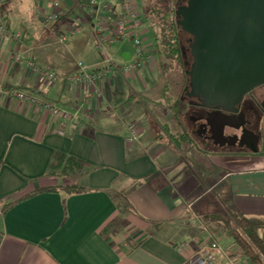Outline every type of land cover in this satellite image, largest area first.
<instances>
[{
  "label": "crops",
  "instance_id": "0c3cea01",
  "mask_svg": "<svg viewBox=\"0 0 264 264\" xmlns=\"http://www.w3.org/2000/svg\"><path fill=\"white\" fill-rule=\"evenodd\" d=\"M0 1L12 38L0 33V264H183L214 240L222 248L216 264H229L227 256L235 264H251L229 233L204 215L221 210L264 220L263 117L255 129L249 127L260 133L258 153L246 147L230 150L220 139L215 143L208 127V138L192 133L195 121L188 117L193 142H179L159 117L174 109L175 96L165 93L167 75L158 59L155 67L144 65L98 82L99 93L85 89L67 81L76 71L71 56L82 53L90 66L102 62L85 5L54 25L74 0ZM30 1L27 22L48 33L32 34L26 42L22 19ZM53 12L57 16L49 19ZM142 34L145 53L154 59L156 47L145 23ZM107 49L117 64L138 59L135 49ZM17 53L21 59L15 61L11 55ZM24 60L53 72L56 82H47ZM11 87L35 89L65 110L77 109L78 115L69 121L55 117L40 105L10 96ZM189 108L175 109L181 135L179 119ZM193 147L202 158L190 154ZM56 152L80 159L82 171L53 175ZM194 160L202 164L198 169ZM73 185L82 190L64 189ZM121 199L131 211L120 209ZM110 224L115 226L106 232Z\"/></svg>",
  "mask_w": 264,
  "mask_h": 264
},
{
  "label": "water",
  "instance_id": "95a60500",
  "mask_svg": "<svg viewBox=\"0 0 264 264\" xmlns=\"http://www.w3.org/2000/svg\"><path fill=\"white\" fill-rule=\"evenodd\" d=\"M175 21L190 35L183 90L192 106L210 110L203 125L211 138L217 143L225 127L241 128L240 144L258 153L260 133L247 127L241 108L250 93L258 105L264 86V0H186Z\"/></svg>",
  "mask_w": 264,
  "mask_h": 264
},
{
  "label": "trees",
  "instance_id": "16d2710c",
  "mask_svg": "<svg viewBox=\"0 0 264 264\" xmlns=\"http://www.w3.org/2000/svg\"><path fill=\"white\" fill-rule=\"evenodd\" d=\"M178 1L179 0H141V5H137V0H135L137 8L140 9L141 25L145 23L153 36L156 55L160 62L161 70L166 74L169 71L177 72L176 74L179 73L181 81L183 80L182 83L186 84V69H188L191 63V58L187 50L188 45H186V43L190 35L182 31L175 21L174 7ZM86 3V0H74V7L66 10V14L63 16H59L54 25H57L60 22H65L68 15L76 16V13L80 11V7H82L83 4L86 8L85 11L83 10L84 14L88 15V6ZM55 27L56 26H54V28ZM181 95L182 94L174 99V109L178 112L181 111V108H179V106H181L180 101L184 98V96ZM178 112L177 116L182 117L183 113L179 114ZM179 120L182 125L183 134L181 136L183 140L193 142V139L191 138L192 135L188 132L189 129L184 126V121L181 119ZM259 121L260 118L257 119L255 127L258 126ZM261 143L263 146L262 149H264V138L261 140ZM83 164L84 163H82L80 159L74 156H68L62 152H56L50 166L51 173L53 175L59 173V176H68L73 172L80 173ZM64 189L70 193L82 190V188L77 185H73V187H64ZM119 206L120 209L124 211L132 210L131 205L122 199ZM204 217L216 221L217 225L220 226L223 231H227L235 244L241 247L242 253L250 260L251 264H264V237L260 235V230L264 229V220L255 217L236 215L229 211L224 213L221 210L208 215L206 214ZM113 226L115 225H108L105 231L111 232Z\"/></svg>",
  "mask_w": 264,
  "mask_h": 264
},
{
  "label": "built area",
  "instance_id": "2783aa9c",
  "mask_svg": "<svg viewBox=\"0 0 264 264\" xmlns=\"http://www.w3.org/2000/svg\"><path fill=\"white\" fill-rule=\"evenodd\" d=\"M86 2L90 24H92L93 33L98 46L102 49L105 43L129 39L133 42L138 58L137 61L114 64L113 61L106 56L103 65L98 64L93 66L78 62L76 64V71L69 74L67 81L79 84L85 89L93 88L94 92L99 93L97 87L98 82L111 79L114 80L119 75L126 76L133 71H138L144 65L150 66L152 65L153 59L145 53L142 40L143 34L140 22V10L136 9L135 0H86ZM54 5L57 7L58 4L55 3ZM53 13L54 14L49 16V19H54L57 16V13ZM70 31L73 30H69L59 37L61 42L67 39L66 37L70 35ZM6 32V28L0 25V33L4 35ZM13 36L15 38L20 37V32L14 33ZM14 58L15 61L21 59L18 53L14 55ZM24 63L28 67L33 68L36 73L45 77L47 82H56L57 76H55L53 72L45 69L42 70L31 60H24ZM7 90V93L16 100L40 105L55 117H60L65 121H69L78 115L77 109L70 111L65 110L49 99L39 96L38 91L35 89L25 90L20 87H11ZM129 131L131 136L130 140H134L137 136L135 126H130ZM192 215L196 216L194 214ZM217 251H222L221 246L215 240L210 241L206 246H203L202 249L187 258L183 264H216L215 254ZM227 257L229 264H235L232 257Z\"/></svg>",
  "mask_w": 264,
  "mask_h": 264
},
{
  "label": "rangeland",
  "instance_id": "374dc122",
  "mask_svg": "<svg viewBox=\"0 0 264 264\" xmlns=\"http://www.w3.org/2000/svg\"><path fill=\"white\" fill-rule=\"evenodd\" d=\"M140 2H141V0H140ZM181 2V3H180ZM186 2V0H179L176 4H175V9H176V7L177 6H179L180 4H183V3H185ZM0 3H1V1H0ZM113 4H116V3H113ZM3 8H4V5H3V3H2V5L0 6V25L3 27V28H6L5 27V16H3V15H1V14H3L4 13V10H3ZM137 10H140V9H138V8H136ZM32 11V8H31V1H30V10L28 9V13L27 14H25V15H23V19H22V15L21 16H19V17H21L20 18V20L22 19L23 21H25V23H24V26L26 27V34H25V37H24V39H25V41L27 42L28 41V39L32 36V34L33 35H37V34H47L48 33V31H47V29H44V28H41L40 26H37L36 24H32V23H30V22H27L29 19H30V12ZM111 12V11H110ZM4 17V18H3ZM4 19V20H3ZM3 21V22H2ZM92 27V26H91ZM84 29L85 30H89V28L86 26V27H84ZM6 30H7V28H6ZM84 31V30H83ZM73 34H75V33H73ZM79 34V33H78ZM5 35L8 37V38H10V39H12L11 38V36L9 37V35H8V31L3 35V34H1V37H5ZM69 37V36H68ZM190 38V37H189ZM189 38L187 39V43H186V45H188V40H189ZM117 45H113V44H110V43H107V44H105V45H103V47H102V49L98 46V44L96 43V38H95V49H96V54H97V57H99V60L98 61H102L101 63H100V65H103L104 64V59L106 58V56L107 57H109L110 59H111V61H113V63L114 64H117L116 63V61L114 60V57H113V55H111V54H109V53H107L108 52V49L107 48H111V49H114V50H117V51H119V50H129V51H134V49H135V47H134V45H133V42L131 41V40H127V39H125V40H120V41H118V43H116ZM62 45H64V44H62ZM62 47V46H61ZM187 50H188V53H189V45H188V47H187ZM117 51H115V52H117ZM121 51V52H122ZM120 52V53H121ZM13 55H15V54H12L11 55V57H13ZM189 56H190V53H189ZM14 59V58H13ZM153 59V58H152ZM158 58H157V55H156V57H154V59H153V62H152V66H156V64H158V60H157ZM75 62L76 64L78 63V62H83L84 64H87V65H89V63H88V61H86L85 60V56L82 54V53H78L77 55H73V56H71V62ZM153 67V68H154ZM177 72H167V82L165 83L166 84V86H165V93H167V95H170V94H172V96H175L174 98H176V97H179L180 96V94H182V92L184 91L183 90V87L186 85V84H183L182 83V81H181V79H180V74L178 73V74H176ZM186 82V81H185ZM182 96V95H181ZM184 96V95H183ZM172 100H174V99H172ZM183 101H185V102H189V99H187V97L186 96H184V98H183V100H181L180 101V103L181 102H183ZM171 105H173V107H174V105H175V103H171ZM179 108H181V106H179ZM157 114H159L157 111H155ZM160 117V119H161V121L162 122H165L167 125H168V128H169V130H170V132L172 133V132H174L175 134H177L176 135V139H179V142L181 141H184L183 140V138H182V136H181V134H179V133H177V131H178V127H180L179 125V122L177 121V117H176V115H175V109H173L172 107H171V109L168 111V113H167V115L165 114V116L163 117V116H159ZM262 124L264 125V114L262 115ZM186 118H187V115L185 114V116H184V118H183V121H184V126L186 127H188L189 128V130L188 131H190V125H189V121H187L186 120ZM136 129V128H135ZM160 133V132H159ZM158 133V134H159ZM192 133H194L193 131H192ZM160 134H163L162 136H163V138L166 140L167 139V135H165L163 132L162 133H160ZM195 134V133H194ZM263 137V136H262ZM187 148V147H186ZM262 148H263V146H262ZM185 150V149H184ZM190 154L192 155V156H195L196 158H202V154L197 150V149H195L194 147L191 149V151H190ZM190 155V156H191ZM195 158V159H196ZM205 158V157H204ZM203 158V159H204ZM203 159H202V161H203ZM207 159V158H206ZM199 160H201V159H199ZM193 165H194V167H195V169H198V167H200L202 164H200V162L198 161V162H195V160H194V162H193ZM198 171V170H197ZM199 172V171H198ZM204 173H203V171H202V175H203Z\"/></svg>",
  "mask_w": 264,
  "mask_h": 264
},
{
  "label": "flooded vegetation",
  "instance_id": "af4514ba",
  "mask_svg": "<svg viewBox=\"0 0 264 264\" xmlns=\"http://www.w3.org/2000/svg\"><path fill=\"white\" fill-rule=\"evenodd\" d=\"M181 3V2H180ZM260 93V98H259V102L258 105H255V103H253L252 99H251V93L246 95V97L244 98V103H243V107L241 108V110L244 112L245 117L250 120L249 124H247V127L250 128H256L255 124L258 118H261L263 113H261V108H263L262 104L264 103V89L263 87L261 88V90H259ZM185 96L184 91L182 92V96ZM187 97V96H186ZM189 97H187L188 99ZM183 100V99H182ZM194 100L189 98V102H181L180 105L182 106V104H186L189 106L190 108L189 113L187 115L188 119H193L195 122H193L192 124V128H193V132L198 134L199 136H203L208 138V132L206 130V127L203 125V123L205 122L204 120V116L207 115V113H209L210 110H206V109H202L199 107H194L192 106ZM194 115L195 117L193 118ZM258 117V118H257ZM259 130V129H258ZM264 132V130H260ZM225 134H226V138H220L221 141H224L225 144H227V147H229L230 150H242L245 148L244 145L240 144V135L242 134L241 128H235V129H229L226 130L225 129Z\"/></svg>",
  "mask_w": 264,
  "mask_h": 264
}]
</instances>
